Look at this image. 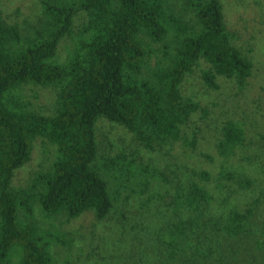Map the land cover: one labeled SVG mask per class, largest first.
Wrapping results in <instances>:
<instances>
[{"label": "trees", "instance_id": "1", "mask_svg": "<svg viewBox=\"0 0 264 264\" xmlns=\"http://www.w3.org/2000/svg\"><path fill=\"white\" fill-rule=\"evenodd\" d=\"M181 2L191 13L188 20L174 14L167 0H43L38 24L25 34L0 15V264H53L50 246L63 240L38 226L34 204L45 216L62 214L69 220L89 210L100 220L120 189L141 194L158 180L168 182L161 169L138 153L115 154L97 162L99 118L124 126L141 147L165 151L181 138V126L201 108L179 89L184 74L199 59L208 64L201 75L209 87H217V74L232 78L239 87L245 84L252 61L232 43L221 1ZM79 10L85 12L86 21L66 59L58 61V44L71 33ZM169 31L174 32L171 46L164 42ZM152 42L162 43L165 50L149 65L155 49ZM25 84L55 86L52 113L30 107L20 94ZM36 137L55 146V157L29 185L14 186V173L30 159ZM185 140L187 146H194L195 137ZM243 141L242 126L228 120L216 151L229 157ZM192 173L210 179L205 169ZM217 175V188L230 182L244 190L252 184L225 164ZM111 181L117 183L113 188ZM172 189L147 197H167L177 216L166 224L167 239H163L169 259L188 255L191 264H199V258L212 257L215 248L253 232L249 218L257 207L256 198L244 210L230 209L219 222L204 214L214 200L204 182L189 178L185 184L173 183Z\"/></svg>", "mask_w": 264, "mask_h": 264}, {"label": "rangeland", "instance_id": "2", "mask_svg": "<svg viewBox=\"0 0 264 264\" xmlns=\"http://www.w3.org/2000/svg\"><path fill=\"white\" fill-rule=\"evenodd\" d=\"M42 1L0 0V15L17 24L25 34L38 24ZM167 1L174 14L180 13L186 20L192 17L181 0ZM220 1L232 43L252 61L251 74L245 84L239 87L232 78L217 74V87H209L201 75L208 64L199 59L192 70L184 74L179 89L183 96L198 101L201 108L181 126V138L165 151H149L141 147L124 126L99 118L95 123L97 162L115 154L127 157L138 153L143 161L161 169L168 182L158 180L149 191L141 194H128V190L120 189V196L113 198L112 208L100 220L89 210L69 220L62 214L45 216L34 204L33 218L38 226L51 232L52 238L63 240H55L50 246L53 264H191L188 255L182 259L168 258L170 251L163 241L167 239L166 224L177 218L168 204L169 199L163 197L161 200L157 195L147 199L149 193L164 194L166 190L172 193L173 183L185 184L189 178L204 182L211 190L214 200L204 214L219 222L230 209L244 210L254 198L257 200L255 212L249 218L254 227L249 237H236L222 249L214 247V255L200 257L199 264H264V0ZM85 21L86 14L82 10L73 16L71 33L63 36L58 44V61L66 59ZM173 33L169 31L164 40L169 46ZM151 45L155 49L149 65H154L165 49L161 48L162 43L152 42ZM20 94L37 112L52 113L55 86L25 84ZM228 120L242 126L244 141L232 155L222 157L217 153L215 143ZM192 137H195V144L189 147L185 139ZM54 157L55 146L43 137H36L30 159L16 170L12 184L29 185L38 172L49 169ZM224 164L251 179V186L243 190L227 182L217 188V172ZM202 169L208 171L209 180L199 179L192 173ZM114 184L117 183L110 182L111 188ZM220 241L223 243L222 239Z\"/></svg>", "mask_w": 264, "mask_h": 264}]
</instances>
